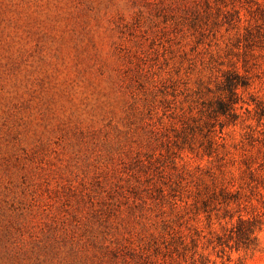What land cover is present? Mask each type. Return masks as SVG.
Returning a JSON list of instances; mask_svg holds the SVG:
<instances>
[{
  "label": "rangeland",
  "instance_id": "1",
  "mask_svg": "<svg viewBox=\"0 0 264 264\" xmlns=\"http://www.w3.org/2000/svg\"><path fill=\"white\" fill-rule=\"evenodd\" d=\"M217 5L0 0V264H264V230L223 254L211 241L231 222L194 204L220 174L199 109L223 72L264 102V42L245 48ZM252 116L225 128L237 159L242 141L257 154ZM230 168L242 199L264 198Z\"/></svg>",
  "mask_w": 264,
  "mask_h": 264
},
{
  "label": "trees",
  "instance_id": "2",
  "mask_svg": "<svg viewBox=\"0 0 264 264\" xmlns=\"http://www.w3.org/2000/svg\"><path fill=\"white\" fill-rule=\"evenodd\" d=\"M214 3L218 4L217 16L222 24L230 25L238 32L243 27L238 38H243L245 48H250L257 42H264V1L205 0V5L209 8L213 7ZM243 66L245 68V65ZM245 71L247 72V69ZM222 76L219 94L207 103L203 102L204 105L199 109L204 117L199 126V133L206 139L203 148L208 156L215 155L221 160L218 166L220 174L217 175V171H209L211 184L206 187L204 195L199 191V199H195L194 204L199 212L207 215L210 224L213 219L220 223L231 222L224 233L216 234L211 241L214 248H219L218 251L223 254L226 247L253 252L261 246L264 198L262 196L261 199H255L256 203L254 199H242L243 185L231 189L233 181L228 180L226 175L231 173L230 166L239 163L245 166L243 173H247L250 180L255 182L254 189L264 183V102L255 96L246 101L239 91L240 88H248L251 85L248 73L241 74L237 69L229 68ZM250 115H253L251 118L257 122L256 128L249 126L244 139L252 148H257V154L248 153L247 146L242 141L241 158L237 159L230 155L232 153L226 142L229 133L225 132V128L247 123ZM259 126H263L260 134L257 131ZM200 256L205 257L203 254ZM227 260L230 261V255ZM209 261V258H206L201 264H208ZM213 264L217 263L213 261Z\"/></svg>",
  "mask_w": 264,
  "mask_h": 264
}]
</instances>
